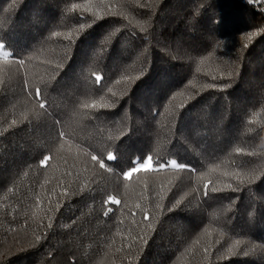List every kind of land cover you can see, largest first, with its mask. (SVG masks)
<instances>
[{"label": "trees", "instance_id": "16d2710c", "mask_svg": "<svg viewBox=\"0 0 264 264\" xmlns=\"http://www.w3.org/2000/svg\"><path fill=\"white\" fill-rule=\"evenodd\" d=\"M0 264H264V0H0Z\"/></svg>", "mask_w": 264, "mask_h": 264}, {"label": "rangeland", "instance_id": "374dc122", "mask_svg": "<svg viewBox=\"0 0 264 264\" xmlns=\"http://www.w3.org/2000/svg\"><path fill=\"white\" fill-rule=\"evenodd\" d=\"M0 55L6 56L5 51L2 48V45H0Z\"/></svg>", "mask_w": 264, "mask_h": 264}]
</instances>
